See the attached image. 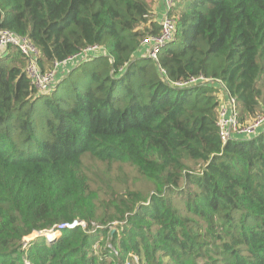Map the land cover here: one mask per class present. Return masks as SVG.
Returning a JSON list of instances; mask_svg holds the SVG:
<instances>
[{"label": "trees", "instance_id": "16d2710c", "mask_svg": "<svg viewBox=\"0 0 264 264\" xmlns=\"http://www.w3.org/2000/svg\"><path fill=\"white\" fill-rule=\"evenodd\" d=\"M151 2L0 0L42 71L100 47L46 91L0 55V264H264V128L223 141L218 125L222 91L237 128L264 111V0H175L155 59L136 56L160 33Z\"/></svg>", "mask_w": 264, "mask_h": 264}, {"label": "built area", "instance_id": "2783aa9c", "mask_svg": "<svg viewBox=\"0 0 264 264\" xmlns=\"http://www.w3.org/2000/svg\"><path fill=\"white\" fill-rule=\"evenodd\" d=\"M175 0H161L163 6L162 15H160L157 20L160 25V33L158 35H148L140 43V49L145 52V55L150 58L155 59L158 50L171 42L175 34V22L173 18L168 14L169 10L172 8ZM8 46L13 47L18 50L25 57L24 71L30 82L40 91L49 90L54 87L56 81L59 77V69L62 66L66 69L65 64L77 63L79 60L89 56L94 55L99 52L100 47L94 45L86 47L80 53L69 56L67 59L61 62H57L48 71H42L38 63L39 52L37 48L32 44L27 36L19 35L9 29L0 28V55L3 54L4 50ZM203 79L202 77L192 78L188 82L179 83L178 86L185 84L195 83L197 80ZM219 135L220 138L225 141L232 135L235 137H251L261 130L264 126V111L256 116V118L242 128H237L234 113V99L227 95V101L225 106H221L219 110ZM237 134H240L237 135ZM64 227H69L68 223H62L51 229L50 231L44 233L51 234L52 236L55 232L58 233Z\"/></svg>", "mask_w": 264, "mask_h": 264}, {"label": "rangeland", "instance_id": "374dc122", "mask_svg": "<svg viewBox=\"0 0 264 264\" xmlns=\"http://www.w3.org/2000/svg\"><path fill=\"white\" fill-rule=\"evenodd\" d=\"M222 97H223L222 98L223 101L221 102V106H222L223 102H225L224 97H226V94L223 93V91H222ZM88 166L90 167V169L95 174H98V172H99L102 175H104L108 180H110L109 181L110 183H114V182L118 183L119 180H118L117 176L122 177L124 179V184L122 186L124 188V191L126 188L137 189L138 187H141L144 184L143 178L139 177V176L136 177V174H134V172L129 167H127L125 165H118L116 163H113L110 165H105V164H102L101 162H99L97 160H93V161H91V163ZM77 223H80V222L77 221ZM118 223H120V222H118ZM81 224H82V226H84L83 222H81ZM115 225H117L116 221H114L111 225V226H113L111 229V233L114 231ZM54 234H55V232H54ZM38 235H39L38 232L32 233V235L27 237V239H25L24 241H27L29 239H34ZM48 236L49 235L46 234V237H48Z\"/></svg>", "mask_w": 264, "mask_h": 264}, {"label": "crops", "instance_id": "0c3cea01", "mask_svg": "<svg viewBox=\"0 0 264 264\" xmlns=\"http://www.w3.org/2000/svg\"><path fill=\"white\" fill-rule=\"evenodd\" d=\"M151 5H150V10L152 13H154L156 15V18L159 19L160 15H162L161 12H163V6H162V3H161V0H151ZM136 56H145V52L142 50V49H138L136 51ZM66 71V69H63V67L61 66L60 69H59V74H62ZM224 101L223 102V106H225V103L227 101V95L226 97H224ZM264 128V126L261 127V129ZM240 136V134H237Z\"/></svg>", "mask_w": 264, "mask_h": 264}, {"label": "water", "instance_id": "95a60500", "mask_svg": "<svg viewBox=\"0 0 264 264\" xmlns=\"http://www.w3.org/2000/svg\"><path fill=\"white\" fill-rule=\"evenodd\" d=\"M76 224H77V221H76V220H73V222L69 224V227H73V226H75Z\"/></svg>", "mask_w": 264, "mask_h": 264}]
</instances>
